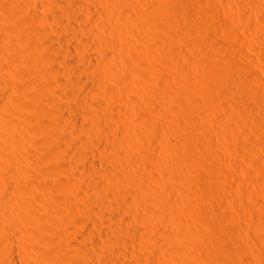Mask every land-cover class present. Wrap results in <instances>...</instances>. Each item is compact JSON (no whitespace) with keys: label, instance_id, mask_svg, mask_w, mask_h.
Returning <instances> with one entry per match:
<instances>
[{"label":"bare ground","instance_id":"bare-ground-1","mask_svg":"<svg viewBox=\"0 0 264 264\" xmlns=\"http://www.w3.org/2000/svg\"><path fill=\"white\" fill-rule=\"evenodd\" d=\"M7 1L8 0L5 1L6 4H4L3 2L2 8H3V5H5V7L7 6L6 8L4 7V9L5 11L7 9L8 12L6 13L8 14L4 13L5 11L3 12L1 11L3 15V16L0 15L1 18H4V15L5 14L6 15H5V21L1 19L2 21L0 24H2L1 26H3L4 28L6 27V31L3 27L2 28L4 29L3 30L4 32H7L8 28L9 29L12 28V27H9L7 23L10 24L9 22H11L12 24L13 22V27H14L12 28L14 29L13 32L14 31H17V32L13 33L11 32L12 30H9L8 32L9 33L11 32L14 34V35L12 34L13 42L15 41V39L18 40L16 41L19 44L18 43H17L18 45L14 44L15 48H17L16 46L19 47V45H22V47L20 46V49L17 48L20 51L19 52L17 50L19 55L18 53L16 54L17 56L15 57L14 55H12V58H13L12 59L11 56L9 55L14 54V51H16V49L15 50L13 49L14 46H13L11 34L9 33L7 34L3 32L2 34L0 33V112L1 113L5 112L4 114H7V113L10 114V115L7 114V118L9 117L8 120H10L11 117L13 119V121L11 120L12 122L10 121V124H8L9 123L8 120H7L8 121L7 124L4 123L5 121L2 124L0 122L1 124L0 127L2 126L1 127L2 129L0 128V131L3 130L6 133L4 135L3 131H2L3 134H1L0 132L1 136L4 135L6 137L4 139L2 136L1 138H3L2 140L7 141L8 143V146L7 144L5 146V148L8 147V149H6L7 151L10 150V152H7L8 156H10L11 158L13 157L15 159L18 158L19 160L22 159L21 156H23V159H24L25 152H23V150L26 149L25 148L26 145L24 144L25 143L27 144V141L24 143L25 139L21 138L24 140V141L23 140L21 141L19 137L20 135L23 136L24 134H21L23 132L21 131L22 129L20 128L21 125H18L19 121H16V118H18L16 116L22 114L23 111L25 112L29 110H31L30 111L31 113L36 115L35 117H38L40 115L43 116L44 114L48 115L49 117L48 120L45 119L44 121L40 122L37 128V133L41 137L39 139L40 144L47 148L48 147L50 148L49 154H47L48 157L51 156L50 158H52V156H55L53 155L54 152L53 153L51 152V149H53V151H56L57 153L60 154V159L58 158V160L56 159L53 160V158L51 160L48 157H46V159H50L52 161L50 162L51 166L49 165V168L51 172H53L56 175V178H57L56 180L58 184H56L55 189L57 190V187H58L57 193L58 195L60 194L59 196H61L62 198V203L68 209V212L62 211V213L59 212L55 215V220H57L58 222V224L57 223L56 224L57 226H61L59 224L62 223V226L66 227L67 231H65V234H63L64 235L63 242L66 243L67 247L69 248L72 247L74 249L73 250L74 253L65 252V246H63L64 244H62L63 236L58 235L60 233H57V235L54 236V239H56V242H55L56 244H54V247L52 248L49 247V244L51 241H49L44 235H42L43 234L42 232L45 229H44V221L42 219V211H40L42 210V208L40 207L38 208L40 204H36L37 202L34 203L33 205H31V203H28V205L26 204L27 206L31 205L28 209L26 208L27 206H25L24 207L25 209H24L20 207V204L17 205V201H16L17 199L15 198H18V197L14 198L13 195L11 194V192L13 191V190L11 191V187L13 188L14 186L12 184L11 186L10 182H12V180L14 181V178L17 176L16 173L18 171L20 172L21 170L20 169L18 170L16 168L17 169V172H16V169L12 166L10 161H7L10 159V157H8L6 154L7 157L5 158L7 160H5L3 157L4 154L2 155L0 153L1 154L0 156V264H40V262L37 261L36 259L37 257L35 255L39 254V256L41 255L43 257V253L45 256V254H48L49 252L52 254L53 257H55L54 258L55 260L57 261L60 260L62 262V263L60 262V264H64V263L65 264L66 263L68 264H101V263L102 264H181L179 261L174 260L175 257L173 259L172 257H170V255H168L169 254L168 251L173 249L174 246L176 245H172L173 243L170 241L169 243L167 241V237L169 235H172L171 233L176 232V231L170 232L169 235H167L166 237L165 231L162 229L164 228L163 227L164 225L160 226L163 231H161L158 225H160L165 220L168 221V223L169 221H171L169 220L172 218L171 216H170L171 218L169 217V219H167L166 217V216H169L168 215L169 212L175 210L176 212L179 211L181 212V214L183 213V215L184 214L186 215L185 211H188L189 210L188 208L190 207V206L186 207L185 202L191 199L190 198L191 195L189 192H186V190H182V187H180L181 188L180 192L182 191L184 192L181 193L182 196H180V198L182 199L181 203H179V201L181 200L179 198V194L178 195L176 194V195L178 196L180 200L177 197H176L177 199L175 198L173 199L172 197H174L175 195L170 197V195L172 194L168 192V190H166L167 192L164 190L168 188V187L165 188V186H168V185L172 187L173 189L174 188L173 186H175L174 179L177 177H180L184 180L188 179V178L185 179L188 176V174L185 175L184 173L185 171L183 168V165H184L183 163L184 162L187 163V160L186 161L184 160L186 156L185 149H184V143L182 141L178 143L172 142L174 139L171 141V139H169L168 137L169 132L167 133L166 129H169L170 127L166 128L165 123H164L165 120L167 119V117L165 116L166 114L164 113L166 104L162 103L163 100H161V96H159L160 98H156L154 95H148L147 100L148 102L151 103V104L149 103L150 104L149 106L148 103H146V101H144L143 99L145 97L141 98L135 95L136 87H138V89H141V90L146 89V88L149 89V88H152L153 82H156L155 84L158 85V87L157 86L156 87L160 88L161 86L160 82L162 81V77L164 78L166 77L162 76L164 73V71L162 70V67L160 68L157 65L155 67L146 65L149 62V60H151L152 58V55L149 54V52H147L146 49L145 50H139L137 48L132 49L131 44L129 42L130 40H128L129 37L128 39L127 37L124 38L125 31H127L129 28L128 31L131 32L132 30L130 29H133L132 26H135L134 29H136V27L138 28L140 27V29H144L148 27L149 25L148 18L151 17L149 16L150 13H148L150 9H143L144 5L141 6L139 2H136L134 0L133 1L128 0L130 3H127L128 4L127 6H130V7L133 6L132 7L133 13H131L132 11L131 12L129 11L130 18H131V21L129 22L132 23V25L129 24V27H128V26H125L127 25L125 24L124 28L121 27L118 29L116 25L114 24L115 22L117 24L118 21L111 17L112 15H110L109 9H108L109 7L107 6L110 0H104L105 1L104 4H102L104 2L103 0H46L47 4H45V6L46 5L53 6V7L55 6L61 10L59 12L58 8H54V9H58L57 10L58 13L54 10L56 13L52 11V14H49L50 16L49 15L45 16V14L42 15V13H40V9H42V6L37 4L38 3L37 1H36V4L30 3L27 0L23 2L25 4L23 3L21 4V2L19 3L18 0H17L18 3L13 2L11 0L8 3ZM46 1H44V3H46ZM182 1L169 0V3L165 4L166 6L158 5L155 8L156 12L163 14V16L160 15V17L162 18V20L164 19L163 21L165 24H167V28L169 27L167 32H169L170 30V33H171L172 28H175V27L177 28L178 24L181 23L180 22L182 20L181 16L184 13L183 8L188 6L187 5L188 1L186 2L184 0L186 3ZM92 2L94 3V7L96 4L99 3L98 9H96L97 6L96 8H93V6L92 7L87 6V4L89 3L93 4ZM126 2L124 3L125 5H126ZM212 3H215V2L212 1ZM101 4L103 7L101 6ZM130 4H132V6ZM46 9L48 10L49 8H46ZM117 9H119V7ZM123 10L124 9L122 8V11ZM153 10H154V7H153ZM217 11L218 9L216 5L212 4V11L210 14L211 15L215 14ZM226 11L228 12L229 10L226 9ZM116 12L118 14V12L120 11H116ZM152 12L156 13L155 11H152ZM248 13L249 15L250 14L252 15L251 10H249ZM97 15H99L98 18L101 20L98 19L97 21V19H94L95 16ZM229 15H231V13ZM6 16H8L9 19H6L7 18ZM92 16H94L93 19H92ZM154 16H157V15H154ZM130 18L128 15L127 19H130ZM157 18L159 19V17ZM10 19L11 21H8ZM113 19H114V23H113ZM262 19H264V17ZM6 20H7V23H6ZM160 20H157V21H160ZM15 22L18 24L19 29H17L16 27L17 25ZM152 22H150L151 26L153 25ZM262 22L264 23V21ZM40 23L42 24V27H41L42 29L38 28V26H40L39 25ZM47 23L48 25L49 24L51 25L53 23H58V24L54 28L52 27L54 25H52L49 28H46L45 26V28L43 29L44 27L43 25L44 24L47 25ZM58 25H60L61 27L58 28L57 27ZM203 25H204L203 23L194 24L193 28H190V32L187 31L188 33L185 38L183 37L184 33L181 35L184 38L183 41L185 45L187 46V48H190L192 53H194L192 55L196 54L198 56V53L201 52L200 50L201 48H203V45L205 46L208 45L209 47L211 45L212 48L216 47V46H212V43L214 42L213 38L208 40L207 38L203 37L204 36L203 34H206V33H203L204 29L202 30ZM1 26H0V32L2 30ZM94 26H95L96 31H97L96 26L98 28L100 27L102 29L101 30L99 28L101 32L99 33V31L97 32L94 31ZM256 27H259V26H256ZM261 29H262V26H261ZM262 30L264 31V29ZM262 30L261 32L263 34ZM103 31L110 33V35H113V39H108L105 36H103L105 34V32ZM175 31H172V33H174ZM197 31L199 32V34L200 32L203 31L202 32L203 34H201L199 37H196V35L195 37H193L194 32L196 33ZM206 31H207V28H205V32ZM102 32L104 34H102ZM62 33H65L66 36H62L61 35ZM9 35H10V38H9ZM208 36L211 38L210 35ZM176 37L177 39H180V42H181V38H179L177 35ZM216 37L217 36H215V38ZM261 37L262 36L260 35L259 38ZM10 41L12 44H10ZM217 43L218 42H216L215 44ZM221 43L222 41L219 42V44ZM99 45H103L105 48L107 47V49H105L104 52L102 51L100 52L99 49L97 48ZM175 45H178V44H175ZM226 45H227V48H231L234 46L230 44L231 47H228L230 45L229 44H226ZM222 47H225V46H222ZM210 48H208L209 49L208 50L206 47V49L202 50V52L203 51L204 53L206 52V55L209 57V59H214L215 57L213 53L214 51L211 52L212 50L210 51ZM8 50H10V52ZM4 51H8L6 52L7 54L5 53L6 55H8L7 58L8 59L11 58L9 60H13V62H10V64L8 62H4V58H6L5 55H3L4 53H2ZM11 51H13V53H11ZM131 51L133 53L135 52L137 56V57H134L135 55L133 56V58H136L134 65H131L130 62L125 61V60L119 61L121 58H119L118 60L117 55H119V53L128 54ZM2 55L4 56L3 62H2V57H1ZM241 55L248 63L244 64V66L240 65L243 63H240V59L238 58L239 62L236 65L238 67L240 66L239 68L240 70L246 69L248 72L250 71L251 67L253 69L254 66L258 64V62H260V60L257 61V59L255 58L256 56L254 57L252 55H249V53L247 54L245 52L244 53L241 52ZM94 58L96 59L100 58L101 63L98 62L96 64L93 60ZM261 58H263L261 59V62L262 60L264 62V55H262ZM144 59H147L146 61L147 63L145 64L144 71L148 73L147 74L148 76H150L149 74H151L152 76L150 77H153L152 85L150 83L147 84L145 82L147 85H151L150 87L144 84L143 81L141 82V80H139L140 79L139 77H138L139 79L137 78V74L140 73V70L142 68V65H141L143 63L142 60ZM263 62L262 64H264ZM4 63L5 65L6 64L11 65L12 63V67L15 68V71L18 69L17 66H19L21 63H27V64L30 63V65L32 64L36 66L37 76L33 79H29L28 82L25 81L27 83H23V85L19 86L18 88L11 87V85L7 86L4 84V81L5 80L9 81V80L6 79L7 78L6 74L5 75L2 74V71H4V69L8 67H9L8 69L11 70V66H8L5 68L4 67L5 65L3 66ZM110 63H112L113 65H110ZM164 63L160 64L159 66L163 65ZM167 63L168 62H166V64ZM220 64L222 65V59L218 58V60H216L217 67L218 66L220 67ZM168 65L170 64L168 63ZM262 66L260 68L263 69L264 66L263 67ZM224 67H226L225 64H224ZM165 68H167L166 65H165ZM208 68L211 69V72H213V70L216 69V67L213 68L212 64H209ZM168 69L169 68H167V72H168ZM210 69L208 71H210ZM12 71H14V69ZM218 71H220V68ZM223 71L224 70H222V72ZM260 71H256L255 69V72H252L248 76L249 77L248 82L252 84L253 93L251 92V94L254 95V97L251 96V98L255 99V101L252 99L251 102L253 103L251 102L249 103H251L254 107H257V108L260 106V104L262 105V103H264V81L261 79V76L259 75ZM246 79H245V82L247 83ZM164 80L168 81V79L167 80L164 79ZM173 83H174V80H173ZM12 88H14V90ZM166 88L168 87H164L163 91ZM15 89H17L16 91L18 93L21 92V95H18L16 97L13 94V91H15ZM185 89L189 91L190 93H192L194 97L193 101L201 100L200 98L203 92L202 86L194 84L193 86L191 85V87H186ZM163 91L161 90V94L162 96H165V91L164 92ZM54 93L57 94V96L60 99H62L61 101L63 103L67 101L70 103L63 104L60 102V104H63V105H60V104H57L55 100L54 102L47 101V100H50L51 98L50 97L48 99L47 95L48 96L53 95ZM12 95H14V97ZM255 95H258V96L255 97ZM44 98H46L47 100H43ZM7 99H8V102L6 101ZM201 101H203V99ZM132 102H133V105L135 106L133 112L130 111V106H132L130 104H132ZM195 103L196 102H194V104L190 106H196ZM198 103L200 104V101L197 102L196 104L199 105ZM201 103H204V102H201ZM5 105L7 106L6 110L8 112L4 111ZM229 106L230 105H228V103L215 104L211 108V112L213 111L211 115H213V113L215 112L222 114L224 111L227 110L229 114L232 116V119L230 120L240 118V116H242L240 112L243 110L236 113V111L233 112L231 107ZM168 108L169 107L167 106V109ZM191 108H194V107H191ZM120 112L121 114L124 113L125 116L124 114L120 116L119 115ZM4 114H1V115L4 116ZM243 114L245 115L246 119H248V120L245 119L246 120L245 124L247 125V129H248V130L245 129L247 131L246 134H249L253 138H255L256 136L258 137L259 134L260 135L262 134L263 136L261 135L260 141L264 142V130H263L264 128L263 127L261 128L262 121H260L258 118H255V120H252V117L254 115L253 113L252 115L248 112H246V114L244 112ZM206 115H207V112L203 113V116L201 115V117L206 119L205 118ZM164 116L166 117V119ZM194 118L195 116L193 115L187 116L185 120V124L188 126L189 124L193 123L197 119V118L196 119ZM175 119L176 118H173L172 120H175ZM256 119L260 121V123ZM167 120H166V123H167ZM172 122L173 121H171V123ZM133 129L137 131V132L135 131L137 135H133V132H132ZM170 131H171V128H170ZM227 132L229 133L228 130ZM180 137L184 138L185 136L183 135ZM26 140H28L27 137H26ZM157 140L158 142L156 144ZM210 142L213 143L212 140ZM4 143L6 142L2 141V144ZM158 143H160L161 145H158ZM216 143H217V140L216 141L214 140V145ZM156 145H158L159 148ZM163 145H171L172 148L174 147L177 150V152L180 153L181 157L180 158L174 157V159L167 161V163H164L166 160H168V157L164 152L165 149L163 150L162 148H160V146L162 147ZM241 145L239 144L238 146H241ZM246 148H248L246 149L247 157L257 156L255 147L253 148V147L248 146ZM223 155L225 154H222L221 156ZM182 157L184 159H182ZM71 158H72V161L76 160V162L74 163L70 161ZM10 160L12 161V159ZM77 160L79 161V164H77L78 162ZM246 163L244 164L236 163V166L235 165L234 166L237 168H240L239 170L241 171L244 170L243 172L245 173V171L247 172ZM75 164H76V169H74ZM162 164L164 166H162ZM157 168H163L166 171L167 178L163 179L159 175V174H162L160 173L162 169L161 171L160 169L158 170L160 171L158 174L160 177V180L163 179L161 181L162 183H165V184L161 185L159 183L160 182L159 177L156 176L157 172L155 173V170H154V169L157 170ZM224 170H226V173H227V169H224ZM70 172H72V175L73 173H76V175L75 174L73 175L75 176V178L72 177ZM230 172L231 171H229L228 174H230ZM247 174L245 173V175ZM183 175H185V177H182ZM76 176L79 178H77ZM163 176H166V175H163ZM234 176L235 174L233 175V177ZM233 177H231L232 182L231 180H228V181L222 180V182L225 181L224 183H222L221 181L219 182V181H214V180L209 181L207 185L208 188L209 189L211 188L212 191H215L217 194H219V196L218 195L212 196L213 205L215 209L222 210L224 201L222 202L220 193L223 191L226 192L225 190L226 188H230V190L231 191L233 190L234 194L236 193L237 195H241L243 193L244 186H246L244 184L246 179L242 180L241 179L242 177H240V175L234 178ZM248 178L250 179L252 177L249 176ZM254 179L256 180V178ZM255 180H252V181H255ZM178 181H180L179 178L176 184L179 183ZM226 181L227 182L230 181L231 183L229 182V185H228ZM250 181L251 180H249V183H251ZM152 182L154 183L153 186H152L153 184ZM262 182H263V178L262 180L258 179L260 188H261ZM254 184L255 183H252V185ZM161 186L164 188H162ZM179 186H182V185H179ZM175 187L178 193L179 191L178 189L180 188L178 187L177 189V185ZM185 188L186 187H184L183 189ZM261 189H263L264 191V187H262ZM229 191L227 190L226 193L228 194ZM251 191H256V190L251 189ZM222 196H225V195H222ZM259 196L261 195L259 194ZM23 198H26V197H23ZM141 199L144 200V202H141L142 204L140 205L138 204V202H140ZM230 199L231 198L229 197L227 199L229 203L231 202ZM237 199H240V198L238 197ZM175 200L176 201L179 200V201L176 202ZM147 202H150V204L152 203L154 206H151ZM261 202L262 203H260L259 206L257 205L258 203L250 204L251 206H249L250 207L249 210L257 211L255 213H257L260 216L259 218V216L256 214L258 216V219H260L259 220L260 222L259 221L257 223L255 222L253 227L250 226L251 230L254 231L252 234H254L256 231V236H257V233H261V236H262V233L264 232V225L262 224L264 223L262 222L264 221V199L261 200ZM230 206H232V204ZM119 210H123V212L125 211V213H128L130 217L123 216L122 215L123 212L122 214L120 212L121 214L120 215ZM218 212H221V211H218ZM179 217L180 215H178V222L182 224L183 220L181 218L182 221L181 220L179 221ZM187 218L186 219L184 218L186 220V222L184 221V225L186 226L182 225L185 227L184 232H183L184 235L181 234L182 232L173 233V234H176V238L179 237L178 234L181 235V237L179 238H184V237L186 238L188 236L190 237L191 234H193L191 233V230L192 232L194 230V229H191L192 227L191 224L193 223V221L190 220L191 218L189 219ZM226 219L230 220L228 217H226ZM223 222L224 223L226 222L225 218L223 219L222 224ZM168 223L165 222L163 224H166L168 226ZM171 224L172 223L170 222V225ZM181 224L179 226H181ZM225 224H223L222 227L224 226L225 228L226 226ZM176 225L177 223L175 225L173 223V226H175V228H176ZM238 225L237 223H232L226 227L230 230V233L233 232V230H236L235 235L238 236L240 232L238 230L242 229V228L240 229ZM74 228H76L78 234L75 232L76 230ZM198 231L201 232L200 229H198ZM237 231H238V234H237ZM73 232H75L77 236L74 235L75 233L72 235ZM245 234H243V237L245 236ZM235 235L233 234V236ZM174 236L175 235H173V238H175ZM17 239L20 240V244L18 243ZM237 239L236 240L239 242L241 238L239 239L238 237ZM192 240L193 239H191V241ZM21 244L22 246L26 245V248L22 249ZM35 244L36 246L37 244H41V246L38 245L39 247L38 246L36 247ZM148 244H151V245L153 244L151 246L152 248L155 245L157 250H151V252H154L155 254L153 253L151 254L150 252V255H148L149 254L148 252V254H145L146 256H141L142 255L141 253L143 251H140V249L144 247L146 249V247H148ZM236 244L238 243L236 242ZM42 246H45V247H42ZM47 246L50 248L48 249L49 251H47L48 253L44 252L45 249H41V248H46ZM177 247L179 246L177 245ZM184 247L185 246H183L182 249H184ZM178 249L180 250V248ZM178 249L174 253L177 252V255H178V253L180 254V252H182L183 254V251H181L182 249L180 251ZM76 250L78 251L79 254L77 255L79 256L75 254ZM185 250L187 251V249H184V252ZM99 260L101 261V263H99Z\"/></svg>","mask_w":264,"mask_h":264},{"label":"rangeland","instance_id":"rangeland-1","mask_svg":"<svg viewBox=\"0 0 264 264\" xmlns=\"http://www.w3.org/2000/svg\"><path fill=\"white\" fill-rule=\"evenodd\" d=\"M5 1L0 0V8H1V10H0L1 14L0 15H2V12L5 11V9H4L5 5H3V8H2L3 2H4V4H6ZM11 1L16 2V3H18V1H19V3L21 2V4H22L26 0H21V1L20 0H18V1L17 0H11ZM27 1L30 3H33V4H36V1H37L38 2L37 4L42 6V9H40V13H42V15L45 14V16L46 15L48 16L49 14H52V11L53 12L56 11L58 13V11H57L59 9L58 7H55V6L53 7V6H49V5H46L47 7L45 6V4H47L46 0H27ZM44 1H46V3H44ZM110 1L108 2L107 6L109 7L108 9H109L110 15H112L111 17L118 21L116 24V22L114 23V19H113V23L116 25V27L119 29L121 27L124 28L125 26L129 27V24L132 25V23L129 22V21H131L130 12L132 11L131 13H133L132 4H130L132 7L127 6L128 5L127 3H130L128 0H114V1L110 0ZM130 1H133V0H130ZM134 1L139 2L141 4V6L144 5L143 9H150L151 12L152 11L156 12L155 8L158 5L166 6L165 4L169 3V0H163V1L162 0H139V1L134 0ZM140 1H142L144 3L140 2ZM148 1H149V3H148ZM180 1H182V0H180ZM185 1L186 2L188 1V3H187L188 6L186 5L187 7L183 8L184 13L181 16L182 18L180 17L182 19V20L180 19L181 23L179 22L180 24H178L177 28L176 27L172 28L171 33H170V30H169V32H167L169 27L167 28V24H165L163 21L164 19L162 20V18L160 17V15L163 16L162 13L156 12L157 13L156 14V13H153V12L151 13L150 11H148V13H150L149 16H151L148 18V24H149L148 27L149 28L147 27L144 29H140V27L139 28L136 27V29H134L135 26H132L133 29H130V30H132L130 32V31H128L129 28L127 27L128 28L127 31L129 33L127 31H125L126 35L124 34V38L127 37V39H128V37H129L128 40H130L129 42L131 44L132 49L133 48H137L139 50H145L146 49V51L152 55V58H151V60H149L148 63L146 62L147 59L142 60L143 61V63L141 64L142 68L140 70V73L137 74V78L139 77L140 79L139 78L138 79L141 80V82L143 81L144 84L150 83L152 85L153 77H150L152 75L149 74L150 76H148L147 75L148 73H146V71H144L146 63H147L146 64L147 66H151V67L152 66L155 67L156 65L160 68L162 67V70L164 71L162 76L166 77V78L162 77V81L160 82L161 86L159 84L160 88H157L158 85L155 84L156 82H153L152 88H149V89H147V88L143 89L142 88L144 91L141 89H138V87H136L135 88L136 92L134 91L136 94L135 93L134 94L137 95L138 97H141V98L145 97L143 99H144V101H146V103H148L149 106L151 103L148 102V100H147L148 95H154L156 98H160L159 96H161V100H163L162 103L166 104V108L164 110L165 111L164 113L166 114L165 116L167 117V119L169 118L167 120L166 117L164 116L165 119L167 120V123H166V120L164 123H165L166 128H169V127L171 128V131H170V128L166 129L167 133L169 132L168 137H169V139H171V141L174 139L172 142L178 143V142L182 141L184 143V149H185V155L186 156H185V159L183 157H182V159H184L185 161L187 160V163L186 162L183 163L184 164L183 168L185 171L184 172L185 175L188 174V176L185 179H187V178L188 179L184 180L180 177H177L174 179V182H175V186L177 185V189H178V187L179 188L182 187V190H186V192L190 193L191 199L187 200L185 202V206L186 207L190 206V207L188 208L189 209L188 211H185L186 215L185 214L183 215V213L181 214V212H179V211L176 212L175 210L169 212V214H168L169 216H166V217H167V219H169V217L171 216L172 218L170 217L171 219H169L171 221H169V223H168V221L163 220L164 222H162L161 224L159 223L160 225H158V226L160 227V226L164 225L163 226L164 228H162V229L165 231L166 237H167V235H169L170 232H173V231H176L177 233L182 232L181 234L184 235V233H183L184 229H185L184 226H186V225H184V221L186 222L185 219L188 217L187 219L191 218L190 220L193 221L194 224L192 223V221H191V223L194 225V227L196 229L191 224V226H192L191 229H194L195 231L193 230V232H192V230H191V233H193V234H191L190 237L188 236L185 238L184 236H182L184 238H179V237H181V235L178 234L179 235V237L177 236L179 238L178 239V238H176V234H173L176 232L171 233L172 235H169L171 237H169V236L167 237L168 242L170 241L173 243L172 245H176V246H174L173 249L169 250L170 252L168 251V253H169L168 255H170V257H172L173 259L175 257L174 260L179 261L181 264H183V262H184V264H256V263L257 264H264V232L262 233L263 237L261 236V233H257V236H256V231L254 234H252L254 231L251 230V227H253L255 222L257 223L260 219H258L259 215L257 213H255L257 211L249 210L250 209L249 206H251L250 204H257L258 203L257 205L259 206L260 203H262L261 200L264 199V195H263L264 191H263V189H261L262 187H264V185H263L264 184L263 183L264 182V166H263L264 165V159H263L264 158V153H263L264 142L260 141L261 140L260 137L262 134L261 135L259 134L258 137L256 136L257 138L255 137L257 141L255 140V138H253L249 134H246L247 131L245 129H247V125L245 123H246V120H248V119H246L245 115L243 114L244 112H245V114H246V112H248L251 115L253 113L254 115L252 117V120H255V118H258L260 121H262L261 122L262 123L261 128L262 127L264 128V119H263L264 118V110H263L264 103H262V105L260 104V106H259L260 108L254 107L251 104V103H253V102H251L253 99V98H251V96L254 97V95L251 94V92L253 93L252 84H250L248 82L249 74H251L252 72H255V69H256V71H260L262 69L260 67L262 65L264 66V64H262L263 60L261 62V59H263L261 57H262V55H264V37H263L264 31L262 30V29H264V26H263L264 23L262 22V21H264V19H262L264 17V0H211V1L210 0H185ZM209 1H210V3H209ZM212 1H214L216 4L212 3ZM7 2L9 3L10 0H8ZM125 2H126V5L124 4ZM104 3H105V1L102 4H104ZM150 3L152 6L150 5ZM156 3H158V4H156ZM23 4H25V3H23ZM102 4H101V6H102ZM212 4L216 5L218 11L215 14L211 15L210 13L212 11ZM98 5H99V3L96 4L94 7V3L93 4H90V3L87 4L88 7L93 6V8H96V6H97L96 9H98ZM145 6H146V8H145ZM110 7L112 10L110 9ZM112 7H114V8H112ZM118 7H119V9H117ZM153 7H154V10H153ZM46 8H49V9L47 10ZM50 8H51V10H50ZM54 8H58V9H54ZM122 8L125 11L124 10L122 11ZM220 9H221V11H220ZM226 9H228L229 11L227 12ZM249 10H251L253 16L251 14L249 15V13H248ZM60 11L61 10L59 9V12ZM116 11H120V12H118V14H117ZM6 12H8L7 9L4 13H6ZM125 12H127V13H125ZM27 13H29V12H27ZM114 13H116V14H114ZM227 13H229V14L231 13V15H229ZM6 14H8V13H6ZM31 14H32V12H31ZM127 14L129 15L130 19H127L128 18ZM5 15H4V18H1V16H0V23L2 21L1 19H3L5 21ZM154 15H157V16H154ZM98 16L99 15L95 16V18H94V16H92V19L94 18V19H97V21H98V19H99ZM6 17H7L6 19H9L8 16H6ZM120 17H121V19H120ZM123 17L125 18V20ZM157 17H159V19ZM99 20H101V19H99ZM157 20H160V21H157ZM8 21H11V19ZM119 21H120V23H119ZM127 22H129V23H127ZM150 22L153 23L152 26L150 25L151 24ZM6 23H7V20H6ZM9 23L10 24L7 23V25H9V27L14 28L13 22H12V24H11V22H9ZM199 23L204 24L203 25L204 28L202 27V30L204 29V32L203 31L202 32L206 33V34H203L202 32H200V34H199V32L197 31L196 33L194 32L193 37H195V35H196V37H199L201 34H203L204 36L203 35L202 36L207 38L208 40L213 38L214 42L212 41L213 42L212 46H216V47H213L214 48L213 49L210 45L211 43L209 44L211 48L208 45H206V46L203 45V48H201V50H200L201 52H199L200 54L198 53V56H197L196 54L192 55L194 53H192L190 48H187V46L185 45L183 40L186 37L187 33L190 32V28H193L194 24H199ZM57 24L58 23H53L51 25L49 24L50 26L48 25V23H47V25L44 24L43 29L45 28V26H46V28H49L52 25H54V26H52L54 28ZM125 24H127V25H125ZM1 25L2 24H0V26ZM16 25H17L16 26L17 29H19L17 23H16ZM39 25L40 26H38V24H37L38 28L42 29L41 28L42 24L40 23ZM163 25H165V26H163ZM260 25L262 26V29H261ZM256 26H259L260 28L256 27ZM2 27L3 26H1V28ZM57 27L60 28L61 26L58 25ZM164 27H165V29H164ZM3 28L0 32L1 34H2V32L8 34L9 30H12L11 32H13V30H14L12 28L9 29L7 26L8 31L4 32L3 30L5 29V31H6V27L4 29ZM99 28L96 26L97 31H99V33H100L102 29L100 28L101 29L100 30ZM205 28H207L206 32H205ZM261 30L263 31V34H262ZM94 31H96L95 26H94ZM172 31H175V32L172 33ZM199 31H201V30H199ZM11 32L9 34H11V38H12L13 37L12 34L17 32V31H14L13 33H11ZM103 32H105V31H103ZM103 32H102V34H104ZM177 33H179L180 35ZM183 33L185 34V36ZM182 34H183L184 38L181 36ZM61 35L66 36L65 33H62ZM155 35L158 37H156ZM176 35L179 38H181V42H180V39H177ZM208 35H210L211 38ZM260 35L262 36L261 37L262 39L259 38ZM103 36H105L108 39H113V35H110V33H108V32H105V34ZM215 36H217V37L215 38ZM15 37H14V39H15ZM9 38H10V35H9ZM260 39L263 41H261ZM16 40L17 39H15V41ZM15 41L13 42V38H12L13 46H14V44L18 43L17 42L18 40L16 41V43H15ZM221 41H222V43L219 44V42H221ZM254 41H255V43H254ZM20 42H22V41H20ZM146 42H148V43H146ZM216 42H218V43L215 44ZM181 43H183L184 45ZM10 44H12L11 41H10ZM175 44H178V45H175ZM180 44H181V46H180ZM226 44L234 45L233 47H231V45L228 46V47H231L233 49L227 48ZM20 46L22 47V45H19V47L18 46H16V47L20 49ZM222 46H225V47H222ZM206 47H207V49L210 48V51L212 50L211 52L214 51L213 52L215 55L214 59H209V57L206 55V52L205 53H204V51L202 52V50L206 49ZM234 47H235V49H234ZM17 48H15V46L13 47V49L14 50L16 49V51H14V54L9 55V56H11V58H12V55H14V57L17 56L16 54L19 51ZM97 48L99 49L100 52L101 51L104 52L105 49H107V47L105 48L103 45H99ZM186 48H187V50H186ZM10 50H8V51L10 52ZM184 50H186V51H184ZM8 51L2 52V53H4L3 55H5L6 58L8 56V55H6L7 54L6 52H8ZM131 52L128 54H123V53L120 54L119 53V55H117L118 60H119V58H121L119 61L125 60V61L130 62L131 65H134L136 58H133V56L134 55H135L134 57H137V56H136L135 52L134 53L133 52L131 53ZM241 52L242 53L245 52L247 54L249 53V55H252L254 57L256 56L255 58L257 59V61L260 60V62H258V64H256L254 66V68H253L254 71H253L252 67H251L250 71H248V72L246 69L240 70L239 69L240 66L238 67L236 65V64H238L239 59H240V63H243V64L239 63L240 65L244 66V64L248 63L242 57ZM11 53H13V51H11ZM235 54H236V56H235ZM3 55L1 56L2 62H3V58H4ZM18 55H19V53H18ZM182 55L184 58L182 57ZM181 57H182V59H181ZM232 57L233 58L235 57L234 58L235 62H234ZM6 58H4V62H8L9 64H10V62H13V60H9L11 58H9V59L8 58L6 59ZM218 58L222 59V65L220 64V67L219 66L217 67V65H216V60H218ZM93 60L97 64L98 62H100L101 59L100 58H98V59L94 58ZM155 60H156V62H155ZM242 60H243V62H242ZM170 61L172 62V64ZM116 62H117V60H116ZM166 62H168L171 66L168 65V63L166 64ZM162 63H164V64L159 66ZM9 64H6L7 65L6 66L4 63L3 66L5 65L4 66L5 68L8 66H11V70H9L8 69L9 67H8V68L4 69V71H2V74H4V75L6 74L7 78L6 77L5 78L9 80V81L5 80L6 83L4 81V84L7 86L11 85V87L18 88L19 86H22L23 83H27L29 79H33L37 76V68L35 65H32V64L30 65V63H28V64L27 63H21L19 66H17L18 69L15 71V68L12 67V63H11V65H9ZM209 64H212L213 68L216 67V69H214V70L212 69L213 72H211V69H210L211 67L208 68ZM224 64L226 67H224ZM110 65H113V64L110 63ZM165 65L167 66V68H169L168 69V72L170 71L169 74L167 72V68H165ZM207 68H208V70L210 69V71H208ZM219 68H220V71H218ZM257 68H258V70H257ZM13 69H14V71H12ZM222 70H224V71L222 72ZM262 70L260 71V74H259V72H258V74L261 76V79L264 81V79H263L264 78V68ZM219 73H220V75H219ZM224 73H226V74H224ZM236 76H237V78H236ZM163 78L166 80L168 79V81H165ZM245 79H246L247 83L245 82ZM173 80H174V83H173ZM25 81H27V82H25ZM171 84H173V85H171ZM194 84L195 85L197 84V85H200L203 87V92H202V95L200 98L201 100L203 99V101L199 100L201 105L199 103H198L199 105H197L196 103L199 101H193L194 97H193L192 93H190L189 91H187L185 89L186 87H191V85L193 86ZM151 85H147V86L150 87ZM164 87H168V88H166L164 90L165 96H162L161 90L163 91ZM12 89L14 90V88H12ZM16 90L17 89H15V91H13V94L17 97L18 95H21V92H19L20 93L19 94ZM232 91H233V93H232ZM14 95H12V96L14 97ZM256 96H258V95H255V97ZM47 98L48 99L50 98V100H47L46 98H44L43 100H47L49 102L50 101L54 102V100H55L57 102V104H60V102L63 103L61 101L62 99H60L57 96V94H55V93L53 95H49V96L47 95ZM161 100H160V102H161ZM253 100L255 101V99H253ZM6 101L8 102V99ZM194 102H196L195 103L196 106H190V105L194 104ZM201 102H204V103H201ZM249 102H251V103H249ZM65 103H70V102L67 101ZM65 103H63V104H65ZM219 103H221V104L222 103L223 104L228 103V105H230L229 107H231L232 111L233 112L236 111V113L243 110L240 112L242 116H240V118L230 120V119H232V116L229 114V112L227 110L226 111L228 112V114L226 111H224L222 114L215 112V113H213V115H211V113L213 112V111L211 112L212 106L215 104H219ZM63 104H60V105H63ZM130 105H132V106H130V111L133 112L134 108H135V106L133 105V102ZM167 106L171 110L169 108L167 109ZM191 107H194V108H191ZM6 108H7V106L5 105V108H4L5 110L4 109L3 110L7 111ZM205 108H207V109H205ZM237 108H239V109H237ZM255 108H257V109H255ZM204 110H206V111H204ZM244 110H246V111H244ZM30 111L31 110L25 111V112L23 111L22 114H20V112H19L20 115L16 116V117H18V118H16V121H19L20 124L18 122L17 123H18V125H21V127L20 126L19 127L22 129L21 131L23 132L21 134H24L28 139V140H26V137L24 135L19 136L20 139L21 138L25 139V141L23 139H21V141L23 140L24 143L27 141V144L26 143L24 144V145H26V147L23 145L26 148V149H24V147H23V149L25 150V151L23 150V152H25L24 153L25 155L23 154L25 156V158L23 159V156H21L23 160L22 159L19 160L18 158L15 159L13 157L11 158L10 156H8L7 152H10V150L7 151L6 149H8V147L5 148L6 144L8 146V143H7V141L2 140L3 138L4 139L6 138L4 136L6 133L2 130L4 135H2L3 138H1L2 137L1 134H3V133H2V131H0L1 132V134H0V142H1L0 143V153L2 155L4 154L3 157L5 160H7L5 157H7V156L10 157V159H12V161L9 158H8L9 160H7V161H10V163L12 164V166L15 169L17 168L18 170L19 169L21 170L20 172L19 171L17 172V169H16V172H17L16 175L17 176L14 178V181L12 180V182H10V185L12 184L14 186L13 188L11 187V191L13 190L11 192V194L13 195L14 198L18 197L15 199H17L16 200L17 205L20 204L21 208H24L25 206H27L28 203H31V205H33L36 202H37L36 204H40V206H38V208L39 207L42 208V210H40V211H42V219L44 221V229H45L42 232L43 233L42 235H44L49 241H51L49 244L50 248L54 247V244H56L55 243L56 239H54V236H56L57 233H60L58 235L63 236L62 237V244H64L63 246H65V252L74 253L73 252L74 249L72 247H71L72 249L67 247L66 243L63 242L64 241V235L63 234H65V231H67L66 227L62 226V223L59 224L61 226H57L58 222H57V220H55V215L57 213H59V212L62 213V211L68 212L67 207L62 203V198H61V196H59L60 194L58 195V193H57L58 187H57V190L55 189L56 184H58L57 180H56L57 179L56 175L53 172H51V170L49 168V165L51 166L50 162H52L51 161L52 158H53V160L54 159L58 160V158L60 159V154L57 153L56 151H53V149H51V152L52 153L54 152L53 155H55V156H52V158H50L51 156L48 157L47 154H49L50 148L49 147L47 148V147L40 144L39 139L41 137L37 133V128H38L40 122L44 121L45 119L48 120L49 117L47 114L45 115L44 113H42L44 115L43 116L40 115V116H38L40 118H38V117H35L36 115L31 113ZM202 112L203 113L207 112L208 117L206 115V117H205L206 119L201 117V115L203 116ZM4 113L0 112V115L4 114ZM7 114H4V116L3 115L0 116L1 124L4 121H5L4 122L5 124H7L8 121H9L8 124H10L11 120L13 121L11 116H10L11 119L8 120L9 117L7 118ZM123 114H121V112L119 113L120 116H122ZM223 114H225V115H223ZM8 115H10V114H8ZM189 115H193V116H195L194 119H196V118L197 119L193 123H191L187 126L185 124V120H186L187 116H189ZM5 116L7 119L5 118ZM124 116H125V114H124ZM217 117H219V118H217ZM173 118H176V119L172 120ZM170 120L173 122L171 123ZM260 121H258V122L260 123ZM166 124H168L169 126ZM164 129H165V127H164ZM174 129H175V131H174ZM230 129H231L232 133H231ZM227 130L229 131V133L227 132ZM135 131L136 130L133 129V131H132L133 135H137V133H136L137 131L136 132ZM178 133H179V135H178ZM170 134H172V135L174 134L173 137ZM183 135L185 136L184 138L180 137ZM213 139L215 141L217 140V143L215 145H214ZM252 139H254V140H252ZM208 140H210V141L212 140L213 143L208 141ZM2 141L6 142V143L2 144ZM157 142H158V140L156 141V144H157ZM210 143H212V144H210ZM243 143H245L246 146ZM251 143H252V145H251ZM239 144L240 145L243 144L244 147H243V145L238 146ZM158 145H161V144L158 143ZM158 145H156V146L159 148ZM248 146L253 147V148L255 147V150L257 152V156H255V157L254 156L253 157H251V156L247 157L246 156V149H248L246 147H248ZM256 147H257V149H256ZM160 148H162L163 150L165 149L164 152L168 157V160H166L164 163H167V161L174 159V157L175 158L181 157L180 153L177 152V150L174 147L172 148L171 145H163L162 147L160 146ZM258 149H259V151H258ZM261 152H262V154H261ZM1 154H0V156H1ZM6 154H7V156H6ZM222 154H225L226 156L225 155L221 156ZM50 155H51V153H50ZM3 157H2V159H3ZM46 157L50 158L51 160L46 159ZM222 157H224V158H222ZM70 161H72V158L70 159ZM72 162L75 163L76 160H74ZM185 163H186V165H185ZM231 163H233V164H231ZM236 163L237 164L246 163L247 164L246 165L247 172L245 171V173L246 174L248 173V174L245 175V173L243 172L244 170L241 171V170H239L240 168L235 167ZM77 164H79V161L77 162ZM163 164H162V166L165 165V164L164 165ZM229 164L231 167L229 166ZM74 167H75L74 169H76V164L74 165ZM159 169H160V171L162 169V171L161 172L158 171ZM224 169H227V173H226V170H224ZM154 170H155V173L157 172L156 176L159 177V175H160V177L163 179L167 178V173L163 168H157V170L156 169H154ZM229 171H231L230 174H228ZM248 171H250V172H248ZM159 172L162 174H159ZM70 174L72 175V172H70ZM74 174L76 175V173H73V175ZM208 174H210V175H208ZM234 174H235L234 177H237L238 175H240V177H242L241 178L242 180L246 179V181L244 183L246 186H244L243 193L241 195H237L236 193L234 194V191L232 190L233 191L232 192L230 190V188H226L225 189L226 192H227V190L228 191L230 190L231 192L229 191L228 194L225 191L220 193L221 200H222V202L224 201L223 202L224 205L222 207V210L215 209V207L213 205L212 196L213 195L219 196V194H217L215 191H212L211 188L210 189L208 188L207 185H208L209 181L214 180V181H219V182L221 181L222 182V180H227V181L231 180V182H232L231 177H233ZM73 175H72V177L75 178V176H73ZM163 175H166V176H163ZM185 175H183L182 177H185ZM227 175H228V177H227ZM77 176H79V175H77ZM210 176H212V177H210ZM249 176H251L252 178L249 179L248 178ZM160 177H159V180H160ZM253 177L256 178V180ZM77 178H79V177H77ZM178 178L180 179V181H178L179 183L176 184ZM262 178H263V182L261 184L263 186L261 185V188H260V184L258 183V179L262 180ZM163 179H161V180H163ZM161 180H160V182L159 181H157V182H159L161 185L165 184V183H162ZM249 180H251L250 181L251 183H249ZM252 180H255V181H252ZM227 181H226V183L229 185L230 181L229 182H227ZM247 181L250 184V186L247 183ZM224 182L225 181H223L222 183H224ZM159 183H157V184H159ZM252 183H255L254 185H256V184L257 185L254 186V185H252ZM153 185H154V183L152 184V186ZM179 185H182V186H179ZM163 186H165V185H163ZM175 186H173L175 189L174 188L172 189V187H170L169 185L165 186V188L168 187L167 189H164L165 191L168 190V192H170L172 194V195H170V197L175 195L174 197H172L173 199L174 198L177 199L178 194H179V198H180V196H182L181 193L184 192V191L180 192V190H181V188H180V189H178L179 191L177 193ZM184 187H186V188L183 189ZM162 188H164V187H162ZM251 189L256 190V191L258 190V191L257 192L251 191ZM230 193H232V194H230ZM256 193H258V194H256ZM14 194H16V195H14ZM250 194H251V196H250ZM255 194H256V196H255ZM259 194L262 197L259 196ZM222 195H225V196H222ZM23 197H26V198H23ZM228 197L231 198L230 203L227 200ZM238 197L240 199H237ZM260 197H261V199H260ZM224 199H226L227 201ZM178 201H176V202H178ZM253 201L256 203H254ZM40 202L42 203V205ZM141 202H144V200L141 199V201L138 202V204L141 205L142 204ZM181 202H182V199L179 201V203H181ZM147 203L150 204V202H147ZM231 204H232V206H230ZM150 205L154 206L152 203ZM30 206H27L26 208L28 209ZM224 206L226 207V209ZM218 211H221V212H218ZM120 212L122 214L123 210H119V214H120ZM124 213H125V211L122 214L123 216L130 217V215L128 213H125V214ZM224 214H226L227 216ZM178 215H180L179 221L181 220V218L183 220L182 224L180 222H178ZM223 217L225 218V221H226L225 223H227L228 225H230L232 223H237V225H238L239 223H241L238 226L240 227V229L242 228L243 230L242 229L238 230V231H240L239 234L237 231L238 236L235 235L236 230H233V232L230 233V230L226 227L228 225L225 224L224 222H223V224H225L226 226H225V228H224V226L222 227V225H223L222 221L224 219ZM226 217H228L230 220L226 219ZM259 218H260V216H259ZM235 220H236V222H235ZM175 221H177V222H175ZM165 222L168 223V226L166 224H163ZM170 222L172 223L171 224L172 227L170 225ZM262 222H264V221H262ZM173 223H174V225L177 223L176 228H175V226H173ZM178 223H180L181 226H179L180 224H178ZM262 224L264 225V223H262ZM182 225H184V226H182ZM246 226H247V228H246ZM74 229L76 230V228H74ZM160 229H161V227H160ZM162 229H161V231H163ZM198 229H200L201 232L198 231ZM180 230H182V231H180ZM245 230H247V231H245ZM75 232L78 234L77 230ZM75 232H73L72 235ZM84 232H86V231H84ZM198 232H200V233H198ZM245 232H246V234H245ZM76 233L74 234L75 236H77ZM233 234L236 237L233 236ZM243 234H245L244 237H243ZM173 235H175L174 236L175 238H173ZM238 237H239V239L240 238L242 239V240L240 239L239 242L237 241ZM257 237H259V238H257ZM187 238L188 239L190 238V239L188 240ZM244 238H246V239H244ZM65 239H66V237H65ZM191 239H193L194 241L193 240L191 241ZM257 239H259V240H257ZM17 240H18V243L20 244V240L19 239H17ZM242 241H244L245 243ZM236 242L238 244H236ZM239 243H241V244H239ZM22 244H23V242H22ZM22 244H21V246H22ZM38 245L41 246V244H37V246ZM152 245L148 244V247H146V249H145V247L141 248L140 251H143L142 253L140 252L142 254L141 256H146L145 254H148V252H149L148 255H150L151 250H157L155 245L153 248L151 247ZM177 245L179 247H177ZM35 246H36V244H35ZM183 246H185L184 249H187V251L185 250L186 253L184 252V249H182ZM42 247H45V246H42ZM49 247L47 246L46 248H41V247L40 248L45 249L44 252H47V251H49L48 249H50ZM25 248H26V245H23L22 249H25ZM176 248L177 249L180 248V250L182 249L181 251H183V254H182V252H180V254L178 253V255H177V252L174 253L177 250ZM171 251H173V252H171ZM152 253L155 254L154 252H151V254ZM75 254L76 255L79 254L77 250L75 251ZM35 256L37 257L36 259L38 262H40V264H60V262H61L60 260H58V261L55 260L54 259L55 257H53L50 252L48 254H45V256L43 253V257L41 255L39 256V254H36ZM77 256H79V255H77ZM99 263H101L100 260H99ZM66 264H68V263H66Z\"/></svg>","mask_w":264,"mask_h":264}]
</instances>
